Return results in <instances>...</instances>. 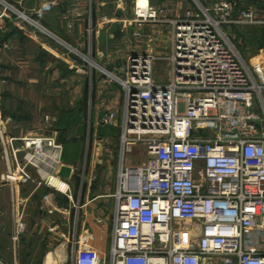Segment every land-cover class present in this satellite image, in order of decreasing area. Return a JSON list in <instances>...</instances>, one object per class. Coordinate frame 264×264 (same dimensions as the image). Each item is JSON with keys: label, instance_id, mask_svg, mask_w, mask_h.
I'll return each instance as SVG.
<instances>
[{"label": "built area", "instance_id": "1", "mask_svg": "<svg viewBox=\"0 0 264 264\" xmlns=\"http://www.w3.org/2000/svg\"><path fill=\"white\" fill-rule=\"evenodd\" d=\"M169 2L130 0L133 24L169 28V79L154 81L149 52L128 54L120 76L111 73L123 100L102 118L120 117L109 246L99 251L80 236L72 264H202L214 256L222 264H264V116L257 105L264 109V66L250 67L220 27L255 22L256 10L231 19L239 0H220L168 16ZM11 9L24 15L0 0V35ZM88 26L92 40L91 16ZM0 143L2 183L54 187L51 179H61L63 146L55 136L7 137L0 126ZM132 147L145 151L139 165L124 164ZM24 230L20 219L12 239Z\"/></svg>", "mask_w": 264, "mask_h": 264}, {"label": "rangeland", "instance_id": "2", "mask_svg": "<svg viewBox=\"0 0 264 264\" xmlns=\"http://www.w3.org/2000/svg\"><path fill=\"white\" fill-rule=\"evenodd\" d=\"M5 1L22 11L24 15H19L13 9L9 10V19L6 21V27L0 35V44L6 33H8L9 21L27 26H32L30 19H33L35 22L38 21L28 12H24L14 0ZM58 1L60 3L67 2V0ZM217 1L220 0H199L204 8H211L213 3ZM176 3L178 2L176 1ZM174 5L172 4L170 8H176L177 5ZM196 6L198 5L196 4ZM194 8L196 9V7ZM247 8L257 9L255 22L220 23V27L250 67H261L264 66V0H239L238 7L234 10L231 19L237 17L239 10ZM209 12L215 16L211 10ZM167 14L168 16H172L170 11ZM64 16L65 14H60V19L53 16V18L49 17L47 20L56 29L60 27V33H64L61 29L62 22L63 24L65 23V21H62L64 20L62 19ZM22 17L26 18L30 23L22 19ZM83 19L86 21L87 17L84 15ZM151 26L153 27H147L144 30L139 29V31L146 35H151L154 41H148L144 37V42L139 39L136 42L133 40L131 44L95 46L92 43H87L84 47L78 48V52L75 50L76 56L79 58L76 61L77 64L75 63L76 72H57V76L52 75V72H41L35 85L36 87L30 88L29 86L30 90L27 93L25 91L13 93L12 91L10 94L12 98L13 96L15 98L12 102H9L6 97V99L2 97L0 101L1 112L11 111L14 113L16 119L19 116H23L21 117V122L24 132H33L31 134H49L55 132L60 138V142L63 144L66 153H72L74 150L78 151L77 154L80 152L79 156L77 155L74 159L76 175L73 180L76 183L79 182L78 176L82 180L83 173L85 175L89 171L86 162L89 158L87 154H89L90 150L94 148L98 149L102 152V155L109 152L115 159L120 155L119 130L116 135H112L111 137L106 136L100 131L101 125L99 121L106 111L117 108L123 100L122 89L119 83L95 64L86 61L79 52L86 55L85 57H90L97 64L104 66L107 71L116 76H120L123 67L113 71L110 64L113 58L122 56L124 60L130 52H149L155 57L153 60L154 81L167 82L169 79V67L165 54L169 48V28L167 25ZM88 28L89 26L85 30L86 37H89ZM92 33L94 35V32ZM120 33L121 36L127 34ZM40 34L43 37L47 36L42 32ZM98 47L100 51H96ZM67 51L64 53L65 55L71 52L70 50ZM0 75H2V72H0ZM11 79L19 81L17 72L11 73ZM20 97H26L29 100L27 103L29 106L25 107L23 102L20 107L17 99ZM257 105L258 111L263 117L264 109L258 103ZM1 128L3 129L2 126ZM103 129L105 132L107 127L103 126ZM17 130L14 126L9 128V131L13 133ZM4 135L10 137L5 131ZM145 159L146 155L143 148L132 147L129 151L125 152L124 164L139 165ZM29 171L35 172L33 168H29ZM98 172L99 168L97 167L91 172L93 179H97ZM31 175L34 174L31 173ZM49 191L54 193L57 200L59 199L56 211L48 216H45L46 214L44 213V218H41L42 220L37 216L35 220L24 222L25 230L16 241L12 237H9L7 227L3 231L0 230L1 262L2 259L6 262L13 261L16 256L21 264H72L70 249L78 237L86 236L87 242H89L87 233L83 235L79 234L78 223L81 211L78 205L76 204V207L68 208L64 195L56 187H49ZM11 242L17 246L21 245L19 252L12 253ZM56 246H60V248L57 250ZM202 264L222 263L220 258L214 256L206 258Z\"/></svg>", "mask_w": 264, "mask_h": 264}, {"label": "crops", "instance_id": "3", "mask_svg": "<svg viewBox=\"0 0 264 264\" xmlns=\"http://www.w3.org/2000/svg\"><path fill=\"white\" fill-rule=\"evenodd\" d=\"M161 1L151 0L153 4H160ZM176 1L170 0L168 3L167 12L170 11L172 16L181 14L187 8H198L193 0ZM14 2L24 12H28L38 21L35 22L33 19H30L32 21L30 23L26 18L22 17V19L32 26L8 22V33H6L0 44V72H2V75H0V101L3 97L4 99L8 98L9 102H12L15 99L10 94L12 91L13 93H22V91L27 93L30 88H34L33 86L36 85L41 72H52V75L56 76L57 72H76L75 63L79 58L76 56L75 50L77 51L78 48L84 47L87 43H92L95 46L131 44L133 40L135 42L139 40L133 36V31L153 27L151 25L132 23V4L130 0H67V2L61 3L58 0H14ZM143 2L139 1L140 4ZM172 4L173 6L176 4V8H170ZM255 10L257 11V9ZM258 11L260 10L258 9ZM60 14H65L64 18H62L64 19L62 21H65V23L63 24L62 22L61 25L64 33H60V27L56 29L47 20L49 17L53 18V16L60 19ZM84 15L87 17V24L83 19ZM90 16L95 28L92 40L90 36H85ZM38 31L47 36H41ZM120 32L127 34L121 36ZM141 40L144 42V39ZM67 50L71 52L65 55L64 53L68 52ZM96 51H100L99 47ZM137 53L144 52L136 51L128 54ZM168 53L169 48L165 55ZM79 54L86 60V55L81 52ZM122 61V56L113 58L110 63L113 71L121 67ZM117 62L119 63L117 64ZM102 67L105 68L104 66ZM12 72H17V76L19 77L18 82L11 79ZM17 99L20 107L23 102L25 107L29 106V104L27 105L29 100L26 97ZM108 112L109 110L100 118V131L106 136L111 137L112 135H116L118 130L120 134V117L118 114L110 124L103 123L102 118ZM21 117L23 116H19L16 119L13 112L0 111V123L8 136L23 137L33 133L23 131ZM11 126H14L18 130L14 133L9 131ZM103 126L107 127L105 132L104 129L102 130ZM43 135H53L61 143L60 138L55 132ZM0 152L1 174L5 171L6 164L2 150ZM77 152L74 150L72 153H66L63 147L61 154L62 166L67 165L71 167V171L68 178L61 177L67 185L66 190H57L64 195L68 208L76 207V204L78 205L81 211L78 223L79 234L83 235L87 233L90 237L88 244L99 251L105 252L108 249L110 240L113 214V198L111 195L115 190V175L118 168L119 156L115 159L109 152L102 155V152L98 149L94 148L90 150L89 154H87L89 158L86 162L89 171L85 175L83 173L82 180L78 176L79 182L76 183L73 179L76 175L74 159L80 154V152L79 154ZM96 167L99 168V172L97 179H93L91 172ZM30 172L36 177L34 171ZM58 200L54 193L49 191V187L44 184L32 181L23 184L0 182V230L3 231L7 227L9 237L11 238L15 232L18 220L21 219L24 222H28L35 220L37 216L40 219L44 218V213L46 214L45 216L50 215L57 210ZM12 244L11 242L12 253L19 252L21 245ZM56 248L58 250L60 246H56ZM0 264L21 263L15 256L13 261L6 262L2 259Z\"/></svg>", "mask_w": 264, "mask_h": 264}, {"label": "bare ground", "instance_id": "4", "mask_svg": "<svg viewBox=\"0 0 264 264\" xmlns=\"http://www.w3.org/2000/svg\"><path fill=\"white\" fill-rule=\"evenodd\" d=\"M140 0H138L139 2ZM141 1H144V0H141ZM144 3V2H143ZM142 4V3H141ZM87 59H89V61L93 64H95L99 69H101L103 72L107 73L108 75H111L110 72L106 71L105 68H103L102 66H100L99 64H97L96 62H94L93 60H91L89 57H87ZM51 183L54 187H56L58 190H61V191H64L66 190L67 188V185L61 181L60 179L58 178H52L51 179Z\"/></svg>", "mask_w": 264, "mask_h": 264}, {"label": "water", "instance_id": "5", "mask_svg": "<svg viewBox=\"0 0 264 264\" xmlns=\"http://www.w3.org/2000/svg\"><path fill=\"white\" fill-rule=\"evenodd\" d=\"M198 6H200V7H203L202 5H201V3L199 2V0H193ZM88 57V56H87ZM87 57H85L86 58V60L89 62V63H91L90 61H89V59H87ZM90 58V57H89ZM91 59V58H90ZM92 60V59H91ZM119 62H117V64H118ZM92 64V63H91ZM70 171H71V167H69V166H67V165H63V166H61L60 167V170H59V175L61 176V177H63V178H68L69 177V175H70Z\"/></svg>", "mask_w": 264, "mask_h": 264}]
</instances>
